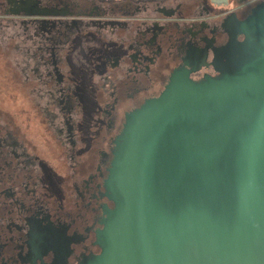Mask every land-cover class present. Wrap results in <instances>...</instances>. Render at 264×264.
Here are the masks:
<instances>
[{
  "label": "flooded vegetation",
  "instance_id": "af4514ba",
  "mask_svg": "<svg viewBox=\"0 0 264 264\" xmlns=\"http://www.w3.org/2000/svg\"><path fill=\"white\" fill-rule=\"evenodd\" d=\"M264 0H0V264L100 251L126 114L172 73L220 78ZM9 102V101H8Z\"/></svg>",
  "mask_w": 264,
  "mask_h": 264
},
{
  "label": "water",
  "instance_id": "95a60500",
  "mask_svg": "<svg viewBox=\"0 0 264 264\" xmlns=\"http://www.w3.org/2000/svg\"><path fill=\"white\" fill-rule=\"evenodd\" d=\"M220 78L172 73L126 114L106 180L114 207L80 264H264V9Z\"/></svg>",
  "mask_w": 264,
  "mask_h": 264
},
{
  "label": "rangeland",
  "instance_id": "374dc122",
  "mask_svg": "<svg viewBox=\"0 0 264 264\" xmlns=\"http://www.w3.org/2000/svg\"><path fill=\"white\" fill-rule=\"evenodd\" d=\"M9 101V102H8ZM2 102L3 103H7V104H9L10 102H11V95H9L8 96V94L5 96V94L4 93H2L1 95H0V103L2 104ZM9 105H11V104H9Z\"/></svg>",
  "mask_w": 264,
  "mask_h": 264
}]
</instances>
